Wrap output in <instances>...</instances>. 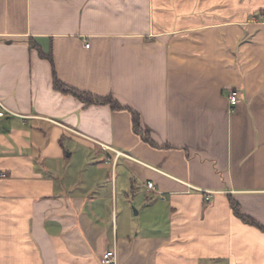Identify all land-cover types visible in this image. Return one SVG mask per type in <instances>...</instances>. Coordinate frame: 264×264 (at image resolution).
Instances as JSON below:
<instances>
[{"label":"crops","instance_id":"obj_1","mask_svg":"<svg viewBox=\"0 0 264 264\" xmlns=\"http://www.w3.org/2000/svg\"><path fill=\"white\" fill-rule=\"evenodd\" d=\"M261 10L0 0V264H104L114 246L119 264H264V229L228 198L264 227ZM41 52L61 82L138 112L154 144L129 109L55 89ZM84 149L94 155L75 158ZM134 184L148 194L138 220L119 205Z\"/></svg>","mask_w":264,"mask_h":264},{"label":"trees","instance_id":"obj_2","mask_svg":"<svg viewBox=\"0 0 264 264\" xmlns=\"http://www.w3.org/2000/svg\"><path fill=\"white\" fill-rule=\"evenodd\" d=\"M261 14L264 15V10H261ZM29 43L32 46H34V45L36 46V43L34 42V40H31L30 38H29ZM41 55L44 57H47L53 64V70H54L53 71V79H54L55 89L60 90L61 92L65 93V94H72V95L76 96L77 98H79L80 100L85 102L86 105L93 104V103H104V104H110L113 109H123V108L129 109L132 112V123H133L134 131L137 134H139L145 141H147L151 144H154L149 133L145 132L142 129L141 122H140V115L138 112H136L135 110H133L130 107L121 105L112 96H105V97L96 96L90 92L79 91L77 89H74V88L66 85L65 83L61 82V80L58 78L53 57L50 54L47 55V54H44L43 52H41ZM228 198H229L230 206H231L234 214L237 217H239L241 220H243L244 222H246L248 224H251L253 226L264 229V227L259 222H257L254 218H252V217H250V216H248L242 212L241 205L236 199H234L231 195H228Z\"/></svg>","mask_w":264,"mask_h":264},{"label":"rangeland","instance_id":"obj_3","mask_svg":"<svg viewBox=\"0 0 264 264\" xmlns=\"http://www.w3.org/2000/svg\"><path fill=\"white\" fill-rule=\"evenodd\" d=\"M86 150L88 149H84V151H80V150H75V155L77 157H83L84 155L86 156H90V155H94V152H86ZM125 151H128L127 149H124ZM93 153V154H92ZM83 173H87L88 169H82ZM107 172V177L108 180H110V167H108V169L106 170ZM89 175H86V178L88 179ZM130 177V175H129ZM111 185V183H110ZM135 185V190L131 191L130 188L127 190V194H121L119 193V205L125 204V205H130L132 212L134 214V219L138 220L140 218L141 215H135V211L140 209V204L143 201H146L148 199V194L145 192V190L143 189L142 184H134ZM119 214V218H120V214H121V209L119 208L118 211ZM142 214V212H141Z\"/></svg>","mask_w":264,"mask_h":264},{"label":"built area","instance_id":"obj_4","mask_svg":"<svg viewBox=\"0 0 264 264\" xmlns=\"http://www.w3.org/2000/svg\"><path fill=\"white\" fill-rule=\"evenodd\" d=\"M87 46H89V44H87ZM229 100L231 103L236 104L237 103V91L234 90L231 92L230 96H229ZM6 108L3 105V103L0 101V116H4L6 113ZM0 177H7V173L4 171H0ZM148 187L149 188H155V185L153 182L149 181L148 182ZM103 262L104 264H119V259H118V255H117V249L116 246H114L113 248L105 251L103 253Z\"/></svg>","mask_w":264,"mask_h":264}]
</instances>
